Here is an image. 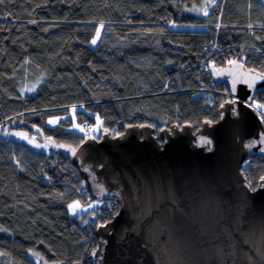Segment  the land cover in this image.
<instances>
[{"label": "trees", "instance_id": "trees-1", "mask_svg": "<svg viewBox=\"0 0 264 264\" xmlns=\"http://www.w3.org/2000/svg\"><path fill=\"white\" fill-rule=\"evenodd\" d=\"M172 24L204 29L178 31ZM234 60L264 74L263 0H4L0 126L43 143L38 128L76 147L86 131L68 129L70 118L48 120L82 106L111 135L143 123L156 134L171 124L196 130L216 120L229 99L228 86H216L206 69ZM42 75L34 93L24 90ZM255 99L264 105V90ZM76 120L93 118L78 110ZM242 173L255 187L264 177V154L244 162ZM92 200L66 152H39L0 132V264H36L28 250L57 264H92L94 229L117 208L98 202V212L91 206L68 214L71 202Z\"/></svg>", "mask_w": 264, "mask_h": 264}, {"label": "water", "instance_id": "water-1", "mask_svg": "<svg viewBox=\"0 0 264 264\" xmlns=\"http://www.w3.org/2000/svg\"><path fill=\"white\" fill-rule=\"evenodd\" d=\"M206 71L234 98L196 130L171 124L156 134L147 123L127 124L117 135L101 130L74 147L34 129L51 150L68 154L92 198L117 206L94 229L92 264H260L264 180L254 187L242 166L264 154V123L249 106L264 90V74L237 60Z\"/></svg>", "mask_w": 264, "mask_h": 264}, {"label": "rangeland", "instance_id": "rangeland-1", "mask_svg": "<svg viewBox=\"0 0 264 264\" xmlns=\"http://www.w3.org/2000/svg\"><path fill=\"white\" fill-rule=\"evenodd\" d=\"M264 1V0H263ZM211 2V0H206V3L209 4ZM209 10L204 9L202 11L203 14L208 13ZM200 29H204V27H199ZM99 29V36L101 33V28H97V30ZM97 30H96V34L94 36V38L92 39V41L95 39L96 43L93 44L91 41V45L95 46L98 42L99 36H97ZM43 75L40 76L34 83H32L30 86L27 87V89H24L26 91H29L31 93H34L38 87V85L42 82L43 80ZM31 89V90H30ZM228 96L229 99L234 98V96H232L230 94V92H228ZM256 105H263L262 103H260L259 101H257L256 99L253 101V106L258 109L256 107ZM78 110L81 111H85L88 113V115L93 118V121L90 122L91 123V129L89 131H87L86 133L89 135H95L97 136L101 130H102V119L99 117V115L97 113H92L87 111L85 108L81 107H71L68 111V114L64 115V116H55V117H51L48 120L49 121H54V123H49L51 125L56 124L59 120L64 119V118H70L71 119V123L68 125V129L73 130V131H77V132H83V127L81 123H78L76 120V112ZM259 111H264V109H258ZM0 132L9 139L12 140H17V141H22L24 143H26L27 145H29L31 148H33L36 151L39 152H49L50 147L44 143H42L35 135H31L28 132L24 131L23 129H19L17 127H13L9 124H5L0 126ZM15 133H23L25 134L24 136H19V135H15ZM37 145H40V147H37ZM99 201H95L92 200L91 202H79V201H73L70 204H76L78 203L79 207L76 208V213L80 214V213H85L87 211H89L91 209V207H89V205H91L93 207V205L95 203H98ZM68 204V206L70 205ZM68 214L73 216V212L69 209V207L67 208ZM76 215V214H75ZM28 255L36 262V264H57L56 262H51V261H46L45 259L42 258L41 255H39L35 250H28Z\"/></svg>", "mask_w": 264, "mask_h": 264}, {"label": "snow or ice", "instance_id": "snow-or-ice-1", "mask_svg": "<svg viewBox=\"0 0 264 264\" xmlns=\"http://www.w3.org/2000/svg\"><path fill=\"white\" fill-rule=\"evenodd\" d=\"M3 2H4V0H0V3H3ZM205 14H207V13H205ZM97 36H99V29L97 30ZM92 43L95 44V43H96V40L94 39V40L92 41ZM259 78H260V79H264V75H262V76L259 77ZM234 87H235V85H234ZM249 87H253V84L250 83V84H249ZM30 90H31V89H30ZM250 99H251V98H250ZM249 106L251 107L252 105L249 104ZM223 107H224V105L222 104V105H221V108H223ZM256 107H257L258 109H264V105H256ZM233 111L235 112V109H234ZM259 114L262 115V116H264V112H261V113H259ZM237 115H238V113H237ZM49 123H54V121H49ZM209 123H210V122H209ZM141 127H143V125H141ZM15 135L24 136L25 134H23V133H15ZM260 142H264V136L261 137V141H260ZM201 143H202V144H211V141H210V140H202ZM253 143H256V142L254 141ZM249 146H251V145H249ZM37 147H40V145H37ZM261 151H264V149H261ZM73 152H75L74 149H73ZM261 179L264 180V177H262ZM262 187H264V185H262ZM252 191L255 192L256 189L253 188ZM68 207H69V209L73 212L74 215L77 214V213H76V208L79 207L78 203H76V204H70ZM89 207H91V205H89ZM93 255H95V253H93ZM260 264H264V251H262V252L260 253Z\"/></svg>", "mask_w": 264, "mask_h": 264}, {"label": "built area", "instance_id": "built-area-1", "mask_svg": "<svg viewBox=\"0 0 264 264\" xmlns=\"http://www.w3.org/2000/svg\"><path fill=\"white\" fill-rule=\"evenodd\" d=\"M254 108V110L256 111V113L258 114V116L260 117V119L261 120H263L264 119V116H262V115H260L259 113H261V112H263V111H259L258 109H256L255 107H253ZM82 127H83V129H84V131H89L90 129H91V125H90V123H85V124H83L82 125ZM108 202V206L109 207H112V206H115V203L113 202V201H107ZM93 209L95 210V211H99V207L96 205V204H94L93 205Z\"/></svg>", "mask_w": 264, "mask_h": 264}, {"label": "clouds", "instance_id": "clouds-1", "mask_svg": "<svg viewBox=\"0 0 264 264\" xmlns=\"http://www.w3.org/2000/svg\"><path fill=\"white\" fill-rule=\"evenodd\" d=\"M200 30H202V29H200ZM252 105V104H251ZM263 121V120H262Z\"/></svg>", "mask_w": 264, "mask_h": 264}, {"label": "bare ground", "instance_id": "bare-ground-1", "mask_svg": "<svg viewBox=\"0 0 264 264\" xmlns=\"http://www.w3.org/2000/svg\"><path fill=\"white\" fill-rule=\"evenodd\" d=\"M176 27H179V26H176Z\"/></svg>", "mask_w": 264, "mask_h": 264}]
</instances>
